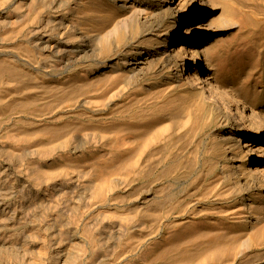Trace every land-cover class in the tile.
Wrapping results in <instances>:
<instances>
[{"label": "bare ground", "instance_id": "obj_1", "mask_svg": "<svg viewBox=\"0 0 264 264\" xmlns=\"http://www.w3.org/2000/svg\"><path fill=\"white\" fill-rule=\"evenodd\" d=\"M238 20L233 0H0V114L76 98L104 159L83 185L70 124L0 138V264H264V102L214 61ZM238 59L252 72L253 53ZM116 174L160 185L134 214H94ZM173 211L131 261L129 224Z\"/></svg>", "mask_w": 264, "mask_h": 264}, {"label": "rangeland", "instance_id": "obj_2", "mask_svg": "<svg viewBox=\"0 0 264 264\" xmlns=\"http://www.w3.org/2000/svg\"><path fill=\"white\" fill-rule=\"evenodd\" d=\"M236 1L239 4H237ZM233 5H234V9H235L236 14H237V18L239 19L238 20V27L239 28L237 27L238 30L236 29L235 31H233L229 35L225 34V35L220 36V38L222 39L220 41L224 42V43L226 42L225 44L222 43V47L220 50L221 52L223 51L224 53L223 52H222V54H221V52L217 53L214 56V58H215L214 61L216 64H218L220 67L222 66L223 69L227 71L231 80H233L238 86H242L243 88L246 87L248 89V91L250 92V94L255 96V98L258 102H262V101L264 102V93H263L264 92V56H262V55H264V0H233ZM251 12H253L254 14H252ZM241 17H243V18H241ZM238 38H239V41H238ZM237 41H238V43H237ZM10 45H11V42H7V47L8 46L10 47ZM229 45H230V47H229ZM245 45H247V46H245ZM223 47L226 49H224ZM233 47H236V48L233 49ZM242 48H244V49H242ZM0 49H1V47H0ZM228 50H230V51H228ZM225 51H226V53H225ZM243 51H244V54H243ZM251 53L254 54V59H253L254 60V63H253L254 67L251 70L252 72H250L249 74H246V73H243L241 68L240 69L236 68L235 63H236V61H240V59H238V57L243 58L241 64L245 67L246 63H245L244 59L246 58V56L248 54L250 55ZM260 54H261V56H260ZM219 57H221V58H219ZM224 61H226V62H224ZM260 72H261V74H260ZM257 74H258V76H257ZM255 77H257V78H255ZM251 83L253 84V86ZM128 90H130V89L128 86H126V91H128ZM255 91H257V92H255ZM100 108L103 112H107L106 106L100 107ZM136 108H137V106H136ZM78 112H80V108H79V105L77 103L76 98H73V100H71V101H66V100H62V99H57V100L51 101L50 99H44L40 102L39 108L36 111L30 113L29 115L16 113V112H11V113H8L5 115L0 114V138H2L6 133H8L10 131L17 130L16 127L19 124H21L22 122H27V124L31 123V125H35V126L41 125L45 121L50 122V124L51 123H64V124L68 123V124H70V126L73 127L71 145L73 148H75L77 150L79 149V151L82 153L78 154L76 160L69 162V167L70 168H73V167L76 168V169L73 168L71 171L76 172V175H78V176L80 175L79 179L81 180V182H83L82 183L83 185H86V184H88L87 182L90 180V178L94 174L93 166L95 168L104 159L101 157L103 153L97 152V151H99V149H98L99 146L96 145L97 141L91 140L90 138L86 137L84 129L80 128L82 131L81 132L80 129L78 128L79 120H80ZM103 114H106V113H103ZM59 116L63 117V119L60 121H57V122H53L52 119L55 117H59ZM84 121L87 123V124H85V126L89 127L90 122L88 123L87 122L88 120H86V119ZM77 133H81V134H77ZM80 138H81V140H80ZM82 141H84V142L82 143ZM75 145H76V147H75ZM109 179L107 180V182H108V186L110 188L109 189L110 193H108L107 196H102V198L96 199L95 202H93L94 206L92 209H95L94 214H100V212H102L104 210H110V212H113V211L117 212V210H116L117 208L122 209V211H124L126 213L134 214L135 209L136 210L139 209V211H140V208H142V206L145 202L142 200L143 197L147 196V194H146V192H144V190H148L147 189L148 187L150 190L152 185H160V184H152V183L150 185V184L146 183V181L140 180L141 182L136 181L132 185L128 186V185L122 184V182H120L123 179V177L119 174L113 175ZM163 181H165V182L161 183V184H164V186H169L172 184V181H169L168 179L163 180ZM134 188H136V189H134ZM135 190L136 191L141 190L142 192L141 191L136 192ZM138 193H139V195H138ZM141 193H143V194H141ZM179 193H180V191H178V195L181 194V193L180 194ZM135 195H137V196H135ZM141 202H142V204H141ZM133 204H135V205H133ZM176 215H178V214H176L174 211L172 213L170 212L169 214H166L165 215V221H164L165 224L162 223L160 226L158 225V221H156L155 219L150 223V221L147 222L146 219L140 215L137 216L129 224L128 230L130 232L136 231V230L139 231L138 239L140 241L139 246H138L139 249L135 250V253H133V255H136V256H134V258L131 261H136V258L138 256H140L141 253L147 254L151 248L156 246V244L160 241V239L162 237H167V235L170 231V227L172 226V225L170 226V224L175 220ZM141 222H143V223H141ZM140 223L143 224V226ZM147 223L153 224V226L150 225V227H149L150 229H149ZM138 226H140V227H138ZM147 229H149V230H147ZM158 230H159V232H158ZM141 233L143 234V236ZM146 235L147 236L149 235L148 238H146ZM148 242H150V243H148ZM249 264H253V263H249Z\"/></svg>", "mask_w": 264, "mask_h": 264}]
</instances>
